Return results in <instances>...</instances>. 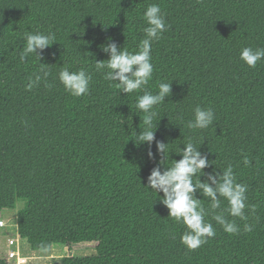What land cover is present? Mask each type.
Segmentation results:
<instances>
[{
  "label": "trees",
  "instance_id": "1",
  "mask_svg": "<svg viewBox=\"0 0 264 264\" xmlns=\"http://www.w3.org/2000/svg\"><path fill=\"white\" fill-rule=\"evenodd\" d=\"M153 4L166 28L151 43L148 84L127 94L97 70L108 58L101 45L139 51ZM30 33L56 41L21 61ZM244 47L264 48V0H0V215L23 202L17 233L32 250L95 249L59 264H264V59L248 66ZM63 68L90 74L88 92L68 93ZM35 74L42 79L27 90ZM162 82L171 94L153 106V128L167 151L163 159L154 141L149 159L148 144L133 141L146 115L136 102ZM196 106L214 113L205 129L187 127ZM189 140L209 161L194 183H211L231 165L247 186L245 219L230 215L223 197L211 209L197 189L215 235L195 250L181 243L186 226L146 186L151 169L180 159ZM215 214L239 231L226 232ZM0 264H10L6 255Z\"/></svg>",
  "mask_w": 264,
  "mask_h": 264
},
{
  "label": "clouds",
  "instance_id": "2",
  "mask_svg": "<svg viewBox=\"0 0 264 264\" xmlns=\"http://www.w3.org/2000/svg\"><path fill=\"white\" fill-rule=\"evenodd\" d=\"M144 18L147 21V27L144 29L146 38L139 45V51L128 52L118 49L115 42L101 45L102 50L108 53L107 63L104 60H97V70H107L105 79L117 82V87L124 93L142 89L148 84L153 73L151 63V43L159 39L165 31V17L161 13L159 5H150L144 12ZM25 46L20 54V60L24 61L29 54L36 53L37 49L43 50L50 46L55 40L54 35H44L40 33L27 34L25 36ZM38 56V55H37ZM39 58V56H38ZM240 59L248 66L256 67L257 62L264 59V48L244 47L240 53ZM43 77L48 76V71L43 66L40 68ZM42 79L40 74H35V79L29 78L26 85L27 90H31ZM58 79L65 90L72 96L79 97L89 90L91 75L84 69L78 72H71L68 68H63ZM171 94V83L162 82L158 85V92L152 94L145 91L139 96L136 107L146 113L143 117L144 128L133 139L135 146L139 147L142 143H147L149 148L147 156L153 158L151 145L155 141L156 150L162 154L163 159L167 151V144L156 140L155 128H153V106L164 101L165 96ZM214 118L213 111L196 106L194 109V119L187 122L189 129H205ZM180 159H174L170 166L161 168V159L159 165L151 169L147 177L146 186L154 190L161 203L168 209V216L174 218L176 222L183 223L186 231L181 236V243L188 249L195 250L207 242L208 237H213L215 231L210 223H206L204 216L205 209L200 204V198H197L196 191L199 189L203 197L211 200V209L220 207V198L223 197L228 202L227 211L230 215L245 219V192L246 185L237 183L233 174L232 166L229 165L223 170L222 174H210L208 180L198 179L195 183L193 177L199 173L203 175V170L209 165L206 156H202L198 148L189 140L184 143V147L176 152ZM244 164L247 166L250 161L244 158ZM162 194V195H161ZM213 218L220 223L224 230L230 234L237 233L238 227L233 222H227L220 214H215ZM245 231H251L250 225H245Z\"/></svg>",
  "mask_w": 264,
  "mask_h": 264
},
{
  "label": "rangeland",
  "instance_id": "3",
  "mask_svg": "<svg viewBox=\"0 0 264 264\" xmlns=\"http://www.w3.org/2000/svg\"><path fill=\"white\" fill-rule=\"evenodd\" d=\"M23 207L22 201H17L12 209L4 210L0 218H2L6 225L0 227V257L4 256L9 249L7 244V237L15 236L18 238V249L22 254L23 264H59L63 256L66 255H89L95 253L92 246L74 248L70 251L64 245H54L50 251L32 250L28 243L19 239L16 225V214Z\"/></svg>",
  "mask_w": 264,
  "mask_h": 264
},
{
  "label": "built area",
  "instance_id": "4",
  "mask_svg": "<svg viewBox=\"0 0 264 264\" xmlns=\"http://www.w3.org/2000/svg\"><path fill=\"white\" fill-rule=\"evenodd\" d=\"M5 225L6 222L2 218H0V227H5ZM6 240L9 249L7 250L5 255L6 258L10 261V264H23L24 257H22V254L19 252L18 249V238L15 236H9Z\"/></svg>",
  "mask_w": 264,
  "mask_h": 264
}]
</instances>
